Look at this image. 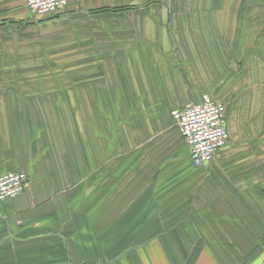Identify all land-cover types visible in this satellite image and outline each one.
<instances>
[{"label":"crops","instance_id":"0c3cea01","mask_svg":"<svg viewBox=\"0 0 264 264\" xmlns=\"http://www.w3.org/2000/svg\"><path fill=\"white\" fill-rule=\"evenodd\" d=\"M262 9L258 0H70L40 17L24 0H0V176L30 182L0 203V264H264V194L243 179L247 156L264 151L253 145L264 138L258 121L242 134L251 145L224 147L207 174L192 167L171 118L215 80L236 78L237 60L229 86H240L246 52L264 38ZM61 74L68 82H56ZM154 108L169 111L167 146L144 159L140 124L157 132ZM189 174L202 183L196 211ZM209 177L219 181L206 191Z\"/></svg>","mask_w":264,"mask_h":264},{"label":"rangeland","instance_id":"374dc122","mask_svg":"<svg viewBox=\"0 0 264 264\" xmlns=\"http://www.w3.org/2000/svg\"><path fill=\"white\" fill-rule=\"evenodd\" d=\"M259 2H262V1H259ZM254 4L257 5L258 3H254ZM261 12L263 14L264 10ZM43 17H45V16H43ZM263 18H264V16H263ZM260 37L263 40L260 42L257 39V41H254V44L252 45V47L255 45L254 50L257 49V51L256 52L255 51L246 52V53H251L250 56L253 57V59H250L248 64H247V66H249V67L252 66V67H250L251 69L248 68L249 73L247 75H245V77H243V78H245V80L242 83H240V86L234 87V88L232 86H229L230 84L232 85L233 82H235V84H237L236 83L237 79H238L237 77H240L239 72H240V68H242V65L239 62L240 60H237L238 63L237 64L234 63V65H236L235 66L236 71L233 72V73L237 74V75H235L236 78H231L232 75H230V74L225 75L222 77L221 81L219 80L218 82H216V80H215L214 84H212L213 87H211L212 90L207 92L210 97L220 100L226 106V112L228 110V113H227L228 116L226 118V120H227L226 123H227L228 132H230L231 135L229 137V133H228V141H227V144L225 145V147H227V146L251 145V144H249L251 142L249 137L243 138L244 135L242 136V134L244 132L249 134L247 132V130L250 126V118H254L255 122L258 121V123H256L255 126L257 125L259 132L264 134V124H263V122H264V38L262 36H260ZM260 37H259V39H260ZM252 47H251V45H248L247 49L252 48ZM243 61H244V59H243ZM61 67L64 68L63 63L61 64ZM253 72H255V73H253ZM68 77H69L68 75H62L61 74V76H55L54 78L56 79V82L59 81V83L64 84V83H66V81L68 82ZM244 84H246V85H244ZM50 92H52V91H50V90L46 91L47 94ZM0 93L2 94L3 92H0ZM59 93L61 95L62 92H59ZM54 94H55V92H54ZM251 106H254L255 109L253 112L249 113ZM154 109H155L156 119L158 121L155 123V125H157V127L154 129H156L157 132H155L153 130L152 124H150V123H141L140 124V131L142 132L143 135H145L142 138V143L145 141L146 135L147 136L149 135L148 136L149 138H147V141H148L147 144L142 148V150L144 151L143 152V158L144 159H147V157H148L147 152L149 151L150 148H151V152H152V148L155 145V143L158 146V151L163 147V144H164V142H163L164 137L161 136V134L165 130L162 128V126H160V124L165 126V123H164L163 118L160 117V115H162V112H165L164 115L166 116V120H167L169 111H166V110L161 111L160 108H154ZM247 110H248L249 114L246 113ZM130 113H133L131 109L127 108L124 110L123 115L128 116L130 118H124V120H126V122L123 123V126L133 125V123H132V120H133L132 115L133 114H130ZM116 125H117V127H120L119 123H117ZM146 126L151 127L150 130ZM229 128H230V130H229ZM132 133L133 132L131 131L129 137H128V134L126 133V137H128V139L132 140V138H133ZM231 136L233 139H231ZM121 137L124 138L123 136H121ZM255 141L256 142L253 145L264 148V138L255 139ZM245 142H247L248 144ZM164 145L167 146V144H164ZM125 146H126L125 147L126 149H129L127 142H125ZM147 147H148L147 151L144 150V148H147ZM215 158H216V156H215ZM236 158H241V156H235L233 161H235ZM247 158H251V161L248 160V162L245 163V165L247 166V168H252V173L250 171L246 172L243 179H245L247 181L249 180L248 182L253 180L254 183L256 184V187H255L256 191L255 192L260 193V194H264V151H261L260 154H254L251 156H247ZM213 162H214V160H213ZM213 162H211L210 164H208L206 166H201V167H196L193 164H191V165L194 168H201L202 170H204L207 173L208 168L209 167L211 168L210 165ZM163 174L164 173H160V176ZM207 174H206V176H207ZM251 174H252V176H251ZM217 181H219V180L215 181V180L211 179L210 177L206 180V182L204 181L206 191L208 190V188H210L209 187L210 184L214 185L215 183H217ZM208 182H210V183H208ZM186 186H188V188H190V189L187 188V190H186V194H185V195H187L186 200H189L190 205L194 204L196 206L195 201L197 199V196L202 194V190H201V193L198 194L200 189L202 188V183H199L198 180L195 178V176L189 174L188 183L186 184ZM196 191H198V193ZM256 193L253 192L252 195H254V197H256L257 196ZM183 194H184V191H183ZM191 201H193V204L190 203ZM259 201H260V199H259ZM196 210H197V206L195 208L193 207V210H190V211H196Z\"/></svg>","mask_w":264,"mask_h":264},{"label":"built area","instance_id":"2783aa9c","mask_svg":"<svg viewBox=\"0 0 264 264\" xmlns=\"http://www.w3.org/2000/svg\"><path fill=\"white\" fill-rule=\"evenodd\" d=\"M70 0H24L28 12L51 16L63 12ZM174 127L184 140L190 163L196 167L213 162L228 141L226 106L218 99L204 95L202 100L171 112ZM30 188L27 176L18 171L0 176V203L14 199Z\"/></svg>","mask_w":264,"mask_h":264},{"label":"trees","instance_id":"16d2710c","mask_svg":"<svg viewBox=\"0 0 264 264\" xmlns=\"http://www.w3.org/2000/svg\"><path fill=\"white\" fill-rule=\"evenodd\" d=\"M257 1V0H256ZM258 1H262L264 3V0H258ZM226 117H227V112H226Z\"/></svg>","mask_w":264,"mask_h":264}]
</instances>
